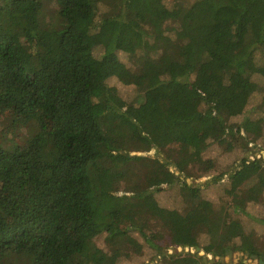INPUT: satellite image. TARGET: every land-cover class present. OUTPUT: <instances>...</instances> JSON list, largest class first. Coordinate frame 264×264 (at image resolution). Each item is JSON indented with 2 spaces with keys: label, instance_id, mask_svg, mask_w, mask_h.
<instances>
[{
  "label": "trees",
  "instance_id": "1",
  "mask_svg": "<svg viewBox=\"0 0 264 264\" xmlns=\"http://www.w3.org/2000/svg\"><path fill=\"white\" fill-rule=\"evenodd\" d=\"M127 74L129 102L110 85ZM255 74L264 75V0H0V115L41 126L21 145H0V264H116L141 256L132 231L154 250L151 262L159 256L153 264L258 256L243 224L205 208L180 178L212 171L203 157L212 143L231 152L264 130V115L232 122ZM150 149L162 160L130 154ZM223 174L239 213L264 198L262 157H241L213 181ZM175 181L182 210L157 207L154 193ZM117 215L127 232L116 230ZM158 235L173 255L152 241Z\"/></svg>",
  "mask_w": 264,
  "mask_h": 264
},
{
  "label": "rangeland",
  "instance_id": "2",
  "mask_svg": "<svg viewBox=\"0 0 264 264\" xmlns=\"http://www.w3.org/2000/svg\"><path fill=\"white\" fill-rule=\"evenodd\" d=\"M164 1L167 2L170 0ZM55 7L56 6L53 4H50L48 9H46L45 14H51ZM162 14L166 15L164 9L162 10ZM116 59L123 64L125 68L127 67V69H130L131 71L133 70L131 61L122 52L116 53ZM130 80L132 81V78L129 74H127V76L120 75L118 79L110 80V85L115 87L119 97L127 102L133 100L135 97L134 86L133 84H130ZM243 94L249 98L248 103L245 106L244 114L232 119V122L234 123L240 122L244 118V115L254 120H258L264 115V75L255 74L250 82L246 83ZM10 117V111L4 112L0 115V145L5 149L23 144V142H25L31 135L39 132L41 129L38 121L30 123L29 126L16 127L11 123ZM43 121L44 126H50L51 122L49 118H45ZM251 140V143L248 145H245L244 141L239 140V147L231 152H224L222 146H219L218 148L216 144L212 143L203 155L204 159L210 162L209 164L212 171L194 181L193 179H184V177H180L182 180L190 183L192 187L199 188L200 199L205 208H214L215 210L222 208L227 212L230 220L234 219L241 222L245 228V234L249 236L250 250L258 254V256L255 254L249 256L247 253L241 251H228L226 256L222 257V262L224 264H264V198H262L259 203H247L244 213H239L232 207L235 203L238 204L240 200L239 196H230L225 192V187L228 184V176L224 175V173L218 181H213L215 176H220V174L225 172L231 164L234 166L238 165L241 157L245 156L248 160L262 157L264 160V130H262L260 134H254ZM255 147L263 149L260 150L259 153L257 152V154L252 155V152H255ZM130 154L142 156L147 155L162 160L160 156L156 155L157 152L155 149H150L147 153L131 152ZM171 170L173 171L172 168ZM175 184L176 181L174 184L164 186L165 191H156L154 193L153 201L157 207L169 210H182V201L176 196L177 188ZM123 188L125 187L121 186V189ZM115 220L117 223L116 230L121 233L127 232V221L125 218L122 215H117ZM68 231L71 232V229L69 228ZM103 237L104 236H99L95 238L94 242L99 248L106 250V244ZM128 238L130 248L132 250H141V256L131 254V258L122 259L116 264H153V262L157 260L159 256L155 261L151 262L155 252L148 247L138 233L132 231L128 233ZM72 239L76 245L80 244V238L76 235H72ZM152 241L162 247L163 255H173L175 253L173 247L167 246L168 237L158 235V237H154ZM208 241L209 240L205 234H201L197 237V243L199 246L206 245ZM235 242L238 245L242 244V241L239 239H236ZM181 251V248H176L177 253ZM183 252L195 253L196 249H184ZM199 255H203V253L199 252ZM149 256H152V258L150 259ZM208 258H210V256H208ZM259 260H261L262 263H259Z\"/></svg>",
  "mask_w": 264,
  "mask_h": 264
},
{
  "label": "water",
  "instance_id": "3",
  "mask_svg": "<svg viewBox=\"0 0 264 264\" xmlns=\"http://www.w3.org/2000/svg\"><path fill=\"white\" fill-rule=\"evenodd\" d=\"M199 250H198V248H196V252H198ZM223 259L222 258H220V261H222ZM259 263H262V261L261 260H259Z\"/></svg>",
  "mask_w": 264,
  "mask_h": 264
}]
</instances>
